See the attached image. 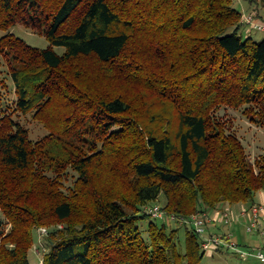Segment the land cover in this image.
<instances>
[{"label": "trees", "instance_id": "1", "mask_svg": "<svg viewBox=\"0 0 264 264\" xmlns=\"http://www.w3.org/2000/svg\"><path fill=\"white\" fill-rule=\"evenodd\" d=\"M243 17L234 0H0L14 110L48 130L33 141L1 111L0 264H31L41 227L43 264L201 263L191 225L153 220L144 236L140 223L162 196L190 218L264 192V157L252 164L214 116L245 107L264 122V39L243 36Z\"/></svg>", "mask_w": 264, "mask_h": 264}, {"label": "rangeland", "instance_id": "2", "mask_svg": "<svg viewBox=\"0 0 264 264\" xmlns=\"http://www.w3.org/2000/svg\"><path fill=\"white\" fill-rule=\"evenodd\" d=\"M234 5L243 14L249 15L251 13H254L255 18L264 21V0H234ZM241 31L245 38L252 37L257 42L262 41L264 39V32L253 30L248 26L244 25ZM10 32L16 37L22 39L27 45L33 48L45 50L51 46V43L47 40L45 36H43V34L33 29H30L27 26L18 24L13 27ZM6 34V32L0 30V41L1 38ZM54 50L59 55H63L66 52V49L63 47H54ZM0 97L2 98V100L0 101V103H2L0 105V116L3 114L1 113V111L7 114H11L16 121L20 122L29 131L30 138L33 141L41 140L46 135H48V130L44 127L43 124L37 121L32 114L23 115L19 112H15V102L17 99L15 94V86L10 75L9 65L1 51ZM245 109V107H242L240 109H234L227 106H221L214 112V116L219 121L225 123L228 132L235 134L242 141L246 149L249 161L255 165L256 161L264 157V122L260 121L259 119L253 121L250 116L245 114ZM70 174L71 176L69 177V180L66 181V186H71L75 181L74 176L76 174L74 172H71ZM254 201L257 205H264V200L261 192L256 195ZM155 204L162 206V208L166 210V200L164 196H162L159 201ZM250 206L251 205H248L247 207ZM243 209V206L232 209V212L234 214V221L232 222L231 226H226L223 224L214 226L213 224H209L206 227L205 234L200 236L201 239L203 240L205 238L210 237L211 235H218L220 237H224L230 233L232 234L233 241L240 245L242 248H245L250 245H252L253 247L257 245V243H259L260 241L261 235L258 232H248L247 228L249 220L242 214ZM210 213L213 214V212ZM0 219L5 220V216L1 209ZM151 221H153V219L150 218L140 223V227L141 230L144 232V236H146V232ZM156 222L160 225L163 224V222L158 220H156ZM10 228L11 226L7 225L6 231L8 232ZM44 230H46V232H44ZM262 230L264 231V226H262ZM185 231V228H182L180 231V246L182 250L185 248ZM47 236L48 228L46 227H41L38 230L34 231V246L29 253V259L31 264H43L44 254L49 252V250L51 249ZM244 263L245 262H243L237 255H235L233 251L225 249L221 252L207 253L200 264Z\"/></svg>", "mask_w": 264, "mask_h": 264}, {"label": "built area", "instance_id": "3", "mask_svg": "<svg viewBox=\"0 0 264 264\" xmlns=\"http://www.w3.org/2000/svg\"><path fill=\"white\" fill-rule=\"evenodd\" d=\"M243 22L245 25L253 30L264 32V22L255 18L254 14H244ZM146 214L153 220H159L168 225L179 224V225H191L197 234L202 236L206 232V227L209 224L215 222H221L226 226H231L234 221V214L230 209L219 210L212 213L199 212L190 218L181 217L175 214H171L164 210L162 206L158 204H151L146 208ZM242 214L248 218V232L249 233H260L264 235L262 230L264 205L254 204L250 207H244ZM46 232V230H44ZM202 248L204 252L212 253L219 252L220 250H231L233 251L242 261H248L251 257L255 258L258 264H264V248L257 250H248L242 248L236 242L233 241L232 234H228L224 237L218 235H211L208 238L202 240Z\"/></svg>", "mask_w": 264, "mask_h": 264}, {"label": "crops", "instance_id": "4", "mask_svg": "<svg viewBox=\"0 0 264 264\" xmlns=\"http://www.w3.org/2000/svg\"><path fill=\"white\" fill-rule=\"evenodd\" d=\"M262 193V196H263V200H264V192L262 191L261 192ZM263 204H264V202H263ZM240 206H243V208L244 207H246V206H248V205H235V206H230V205H225L223 208H221L222 210H227V209H230L231 211H232V209H234V208H237V207H240ZM263 222H262V226H264V214H263ZM214 226H218V225H222V223L221 222H215V223H212ZM224 225V224H223ZM251 246V247H250ZM250 246H247V247H245L246 249H248V250H257V249H260V248H264V235H261V237H260V241H259V243H257V245H255L254 247L252 246V245H250ZM244 248V249H245ZM244 262V261H243ZM244 264H258V262H257V260L255 259V258H253V257H251L248 261H246Z\"/></svg>", "mask_w": 264, "mask_h": 264}]
</instances>
